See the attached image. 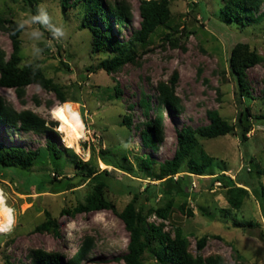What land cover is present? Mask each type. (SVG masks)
<instances>
[{"label":"rangeland","instance_id":"obj_1","mask_svg":"<svg viewBox=\"0 0 264 264\" xmlns=\"http://www.w3.org/2000/svg\"><path fill=\"white\" fill-rule=\"evenodd\" d=\"M62 1L0 0V18L24 23L22 64L39 65L69 101H78L62 103L53 90L39 85L27 87L21 100L15 90L0 86V97L6 103L18 112H33L47 127L34 133L0 123V144L39 151L30 172L0 173V189L15 218L13 229L0 233V264H32L30 253L34 250L59 252L66 261L86 236L93 238L94 246L83 264H125L123 257L128 253L130 235L114 212L62 215L63 209L84 204L93 191L91 180L76 176L86 175L90 169L97 173L108 170L105 194L117 211L122 212L140 193L137 204L147 213L167 202L157 189L149 199L147 188L161 183L157 180L158 167L173 158L177 132L208 125L209 110H217L235 124L247 108L252 123L248 140H242L240 129L215 139L199 138L201 149L214 159L211 167L202 177L188 175L183 168L175 180H182V188L189 195L175 199L168 220L151 214L147 222L161 225L171 237L175 228H181L194 257L220 258L222 264H264V61L247 69L251 98L240 97L228 66L237 43H248L250 51L264 59V21L246 26L227 22L220 11L223 0H170V22L160 27L149 42L137 45L134 62L108 74L99 69V64L114 54L92 50V33L82 27L85 5L80 3L64 12ZM140 1L125 0L129 5L128 23L114 29L121 42H127L141 26ZM263 9L264 3L256 16ZM43 13H47V23L33 21ZM55 28H62L64 36H54ZM0 49L9 59L13 45L3 29ZM173 80L178 110L164 112L162 140L155 147L146 146L140 124L149 118L139 104L141 95L151 96L155 104L158 85H170ZM116 86L121 91L118 97ZM67 103L74 104L87 127L86 136L79 141L80 152L67 147L62 123L56 117V111ZM125 116L132 119L130 131L122 126ZM50 141L66 156L56 157L48 149ZM103 158L115 160L121 169L106 166ZM146 159L152 161L151 169L145 167ZM76 160L89 165L78 167ZM221 174L237 182L245 177L252 184L239 210L230 209L220 183L212 185L213 178ZM65 179H72L75 185L59 187ZM37 180L45 182V186ZM183 205L186 213L180 210ZM188 210H192V217L187 215ZM47 212L57 222L60 236L36 230L45 222ZM203 237L207 241L200 250L198 241ZM146 264L159 263L150 258Z\"/></svg>","mask_w":264,"mask_h":264},{"label":"trees","instance_id":"obj_2","mask_svg":"<svg viewBox=\"0 0 264 264\" xmlns=\"http://www.w3.org/2000/svg\"><path fill=\"white\" fill-rule=\"evenodd\" d=\"M71 0L62 1V10L66 12L69 8L77 7L80 3L85 5V15L82 21V27L92 33V50L95 53L109 51L113 53L112 58L103 60L99 64V69L108 74L118 72L127 63L134 62L138 44L149 42L150 38L157 30L167 25L172 17L170 10V0H141L139 13L141 17V26L134 35L127 41L121 42L114 34L115 27L121 28L128 23L130 13L129 5L125 0H119L112 3L109 0ZM224 5L220 11L225 20L229 23L238 25H252L264 21V9L256 16L264 3V0H223ZM36 14V7H33ZM0 29L8 33L13 51L6 58L4 51L0 49V86L6 89H13L17 96L22 100L25 90L30 85H39L45 90H53L60 98L62 103L78 102L69 101L64 93L47 78L39 65H23L21 58V34L24 27L9 19L0 18ZM264 61L255 51H250L248 43H237L231 50L228 66L230 73L235 81L241 98L250 97V86L247 78V69L251 66ZM175 80L170 85L160 83L157 87L158 93L155 104L151 103V96L142 93L139 104L143 108V115L147 118L145 124L141 126V136L144 144L149 147H155L157 142L162 140V120L164 112L173 113L178 110L179 100L175 95ZM121 91L116 86L117 97ZM153 112V116L151 115ZM251 113L247 108L241 112L237 123H229L217 110L207 111V118L210 123L196 129L192 127L182 128L177 132L178 146L173 158L159 164L157 180L160 184H149L147 192L150 196L155 194L157 189L167 202L156 209L150 208L146 213L142 205L137 204L141 194L136 193L122 212H118L113 202L109 201L105 194L108 187V170L95 172L90 169L88 174L76 176L79 180L89 179L94 183L93 191L87 196L84 204H79L74 209H63L62 215H76L81 213H92L100 211L114 212L124 223L130 238L128 242V253L123 257L125 264H146L147 260L155 259L159 264H222L220 258L205 259L201 255L194 257L188 251V240L184 231L177 227L175 235L171 237L162 231L161 225L150 224L147 218L155 214L160 220H168L174 207L175 199L178 197L187 198L189 195L182 188V180H175V177L184 168L188 175L202 177L207 169L211 167L214 159L209 156L200 147L199 138L215 139L235 132L241 131V138L247 141V135L252 130L250 122ZM0 123L11 129H19L25 132L41 133L47 130L44 120L29 110L16 111L10 104L6 103L0 97ZM122 126L127 130L132 128V119L125 116ZM48 149L56 157L66 156L59 150L55 143L49 142ZM106 150L103 152L105 153ZM39 151H27L19 146H5L0 144V173L4 171H13L18 174V170L30 172L34 166ZM103 162L108 167L121 169V166L113 159L103 158ZM146 168H152V161H143ZM78 167L88 166V162L76 160ZM226 183L222 184V182ZM239 182L232 180L225 174L216 176L212 180V185L220 183L225 190L226 199L230 209L239 210L245 198L249 195V189L252 184L245 178H239ZM56 181V179H54ZM37 183L42 187L45 182ZM52 183H54L52 181ZM61 188H69L72 185V179H65L60 182ZM243 186H239V185ZM204 188V186H203ZM206 188V187H205ZM207 189V188H206ZM262 201L264 204V187H261ZM185 204V203H184ZM182 213H186V205L180 207ZM227 211V209L225 210ZM187 215L192 217V210L187 211ZM239 225V224H237ZM37 231L51 232L55 236H60L59 226L46 213L45 222L36 227ZM207 237L198 241V247L202 250L206 245ZM94 246L93 238L86 236L77 247L71 258L64 261L63 256L56 251L34 250L30 253L32 264H83Z\"/></svg>","mask_w":264,"mask_h":264},{"label":"bare ground","instance_id":"obj_3","mask_svg":"<svg viewBox=\"0 0 264 264\" xmlns=\"http://www.w3.org/2000/svg\"><path fill=\"white\" fill-rule=\"evenodd\" d=\"M61 110H63L64 119L60 118L59 113ZM56 117L62 123V130L65 134L64 141L67 147L74 148L76 152H80L79 141L86 136L87 127L83 122L79 110L75 108L74 104L67 103L56 111ZM0 191L2 190L0 189ZM5 205L8 207L6 200ZM0 219L3 218L0 217Z\"/></svg>","mask_w":264,"mask_h":264},{"label":"clouds","instance_id":"obj_4","mask_svg":"<svg viewBox=\"0 0 264 264\" xmlns=\"http://www.w3.org/2000/svg\"><path fill=\"white\" fill-rule=\"evenodd\" d=\"M32 19L33 21H39L41 23L48 22L47 13H43V15L33 17ZM20 27L23 28L24 23H21ZM53 35L56 37H62L64 36V31L62 28H55ZM0 217L3 218L0 219V233H9L15 224L14 210L6 207L5 197L2 191H0Z\"/></svg>","mask_w":264,"mask_h":264},{"label":"snow or ice","instance_id":"obj_5","mask_svg":"<svg viewBox=\"0 0 264 264\" xmlns=\"http://www.w3.org/2000/svg\"><path fill=\"white\" fill-rule=\"evenodd\" d=\"M59 115H60V118L61 119H64V117H63V110H61V112L59 113Z\"/></svg>","mask_w":264,"mask_h":264}]
</instances>
